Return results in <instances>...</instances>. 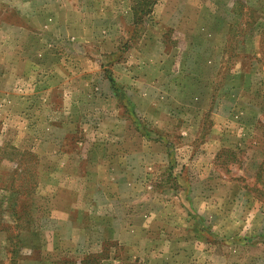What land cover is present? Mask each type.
Returning <instances> with one entry per match:
<instances>
[{"label":"rangeland","instance_id":"rangeland-1","mask_svg":"<svg viewBox=\"0 0 264 264\" xmlns=\"http://www.w3.org/2000/svg\"><path fill=\"white\" fill-rule=\"evenodd\" d=\"M143 2L0 0V264H163L177 247L192 264L264 255V0H160L161 19L135 24ZM222 180L255 196L256 246L221 238L204 195L194 200ZM175 206L197 228L187 236L168 223Z\"/></svg>","mask_w":264,"mask_h":264},{"label":"crops","instance_id":"crops-1","mask_svg":"<svg viewBox=\"0 0 264 264\" xmlns=\"http://www.w3.org/2000/svg\"><path fill=\"white\" fill-rule=\"evenodd\" d=\"M159 2H160V0L155 1V4L153 5V7L151 9V13L148 15V17L151 16V19H154L155 15L158 16L159 19H161V15L159 16V14L156 13V7H157V4H159ZM160 6L161 5L159 4V7ZM167 20H171V18L170 17L167 18L164 16L162 17L163 22L166 23ZM217 52L221 53V48H220V50H217ZM116 63H118V62L116 61L115 64ZM208 66L210 67L209 64H208ZM213 67H214V64H213ZM219 67H220V64H219ZM110 78L117 84V82L113 79V77H110ZM215 79H216V77L215 78L212 77L211 78L212 81H205L204 80V85H205V90H206L204 92L205 95L207 94V91H208L207 89H210L211 86L214 87L215 84L217 83V81H215ZM194 81L196 83H194ZM194 81H190V84L194 86L193 90H191L193 99L202 101L206 96H204V95L199 96V97L196 96L199 93L198 88H201V85L197 83V78ZM213 81H215V82H213ZM109 88H110V86H109ZM221 89L224 90L223 88H221ZM122 91H123V89H122ZM123 93H124V96L126 97V99L131 103L132 111H133L134 116H135L134 107H133L132 102L130 101V99L128 98V96L126 95V93L124 91H123ZM225 93H228V92L225 91ZM189 95L191 96V94H189ZM114 98L117 100V97L115 95H114ZM165 98H166V95L164 94V96H159V98L157 100H162ZM175 98L178 99L177 97H175ZM212 100L215 103L214 104L215 110H217L220 107L221 103H226L225 114H226V112L230 113V104H228L229 102H224L223 101L224 99H222V97H217L216 99L213 97ZM161 110H157L158 113ZM169 111H171V110H169ZM256 111H258V110L256 109ZM256 111H254V112L256 113ZM158 113L153 112L152 114H153V116H158ZM171 113L176 114L173 110ZM193 127L194 126H188V127L184 126L183 128L180 129V134L185 136L187 133H190V130H192ZM210 131L214 132V127H211ZM153 133H155V132H153ZM223 141H225L224 138H223ZM151 142L157 143V144L165 143L169 148L173 147L170 145L169 142L166 143L161 138H159V136L155 137V140H151ZM222 148H224V146ZM164 156H165V154L162 153L161 159H164ZM155 158L159 159L158 155H155L154 157H152L153 160ZM175 175H176V172L172 171L173 179L176 180V179H178V177ZM192 180H193V178L189 181L190 187H192V185L194 184V183H191ZM213 180L214 179L209 176L206 182L213 181ZM190 191H191V188H190ZM251 194H252L251 192L248 193V191H246L245 188L239 187L238 185H236V183L230 184V183L222 180L221 183L217 186V188L214 191H212L211 189L205 188L203 190V193H199L195 196L194 200H196V199H198V197H202V195H204V198L202 199L203 202L201 203L200 207L203 210V212L206 213L207 215L212 213L211 215H212V218L214 219V222H217L219 220L218 221V228L222 229V231H223L221 238H223V237L234 238L237 235V237H240V240H233L234 243L237 242L239 244H246V245H251V246L255 245L256 246V244H255L256 242H254L253 240H248L247 239L248 237L246 236V229L248 230V228L250 227V213L251 212H249V211L254 212V208L258 207L256 204V201H255V196L251 195ZM174 210H175V216H177L178 219L168 220L169 221L168 223L170 225H172L173 228L184 229L183 235H185V236L189 235L188 231L193 232L192 229L193 230L197 229L194 225H191V222H189L190 220L187 218V215H184V216L182 215V210H181L180 206H175ZM217 212H218V214H220L219 217L217 215ZM82 213L83 212L81 211V214ZM165 213H166V211H165ZM186 213L187 212L185 211V214ZM86 221H87V217L85 215H83V217L81 216V225L83 224V227L81 226L82 228H86ZM215 227H216V224H213V226H212L213 231H214V229H216ZM236 231H237V233H236ZM179 237H176V236L174 237L173 243L175 244V246L183 245V243L185 242V240H177V239H179ZM245 239H247V240H245ZM216 241L218 242V245H219L220 243L223 244L227 240H215V242ZM197 242L200 243L201 246H203L204 242L194 241V243H197ZM260 242L261 241H258V243H260ZM178 249H180V248L177 247V249L175 250V252L173 254L165 255L163 257V262H164L163 264H185V263H187L188 260H190L189 264L193 263L192 256H191V258H190V256L182 257L181 252ZM206 249L207 248H203V250H206ZM205 253L211 254V250H209ZM220 255L221 254H218V253L217 254H211L210 258L211 259L213 257L216 258L217 261L215 263H218L222 260V259H218V256H220ZM226 256L229 257L230 255L227 254ZM221 257H223V255H221ZM242 257H244V256H238L235 260L236 263H234V264H257L258 261L260 263H262V261H260L261 258L264 259V255L262 256L261 254L254 256V258L245 257V259H241ZM246 258H249V260L246 261ZM212 261H213V259H212Z\"/></svg>","mask_w":264,"mask_h":264},{"label":"trees","instance_id":"trees-1","mask_svg":"<svg viewBox=\"0 0 264 264\" xmlns=\"http://www.w3.org/2000/svg\"><path fill=\"white\" fill-rule=\"evenodd\" d=\"M155 1L156 0H150V1L149 0H146L145 3L143 2V4L147 6L146 7L147 9L144 12V14H143V12H141L140 17L138 19H136L135 22H134L135 24H138L139 21H142V16L143 15L148 16L151 13V9H152L153 5L155 4ZM108 84H109L111 90L113 91L114 95L117 97L118 102L122 105L123 108H125L127 110V112H129L128 114H130V117L133 118L134 117V113L132 111L131 103L126 99V97L124 96L123 91L120 89V87H118L116 85V83L111 78H108ZM141 131H142V133H144L143 136H145V137H147L146 135H148L149 133H151L149 130H147L144 127L142 128ZM226 153L228 154L230 152L223 151V154H226ZM16 237H17V240H20V237L19 236H16Z\"/></svg>","mask_w":264,"mask_h":264}]
</instances>
